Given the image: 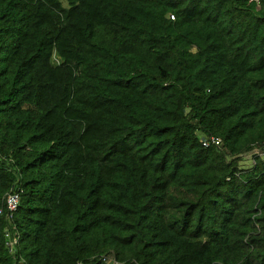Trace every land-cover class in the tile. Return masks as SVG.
Here are the masks:
<instances>
[{
  "label": "trees",
  "instance_id": "16d2710c",
  "mask_svg": "<svg viewBox=\"0 0 264 264\" xmlns=\"http://www.w3.org/2000/svg\"><path fill=\"white\" fill-rule=\"evenodd\" d=\"M254 149L264 0H0V264H264Z\"/></svg>",
  "mask_w": 264,
  "mask_h": 264
},
{
  "label": "built area",
  "instance_id": "2783aa9c",
  "mask_svg": "<svg viewBox=\"0 0 264 264\" xmlns=\"http://www.w3.org/2000/svg\"><path fill=\"white\" fill-rule=\"evenodd\" d=\"M201 143L203 146H208L210 144L219 146L221 144V139L216 136H210L207 138H202ZM252 154L260 155L264 157V150L260 151L258 149H254L252 151ZM251 155V154H250ZM20 202V193L19 192H12L6 196L5 199V209L0 207V214H2L4 211H6V217L11 218L12 214L17 210ZM6 237H7V244L10 247V249L14 248V244L17 242V238L12 236L10 231L6 228Z\"/></svg>",
  "mask_w": 264,
  "mask_h": 264
},
{
  "label": "rangeland",
  "instance_id": "374dc122",
  "mask_svg": "<svg viewBox=\"0 0 264 264\" xmlns=\"http://www.w3.org/2000/svg\"><path fill=\"white\" fill-rule=\"evenodd\" d=\"M250 155V154H249ZM249 155H246V158L241 162L243 167H247L250 165V163L252 162L251 158L249 157Z\"/></svg>",
  "mask_w": 264,
  "mask_h": 264
}]
</instances>
